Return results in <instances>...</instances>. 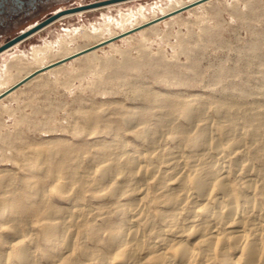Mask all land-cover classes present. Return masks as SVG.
<instances>
[{"label":"bare ground","instance_id":"bare-ground-1","mask_svg":"<svg viewBox=\"0 0 264 264\" xmlns=\"http://www.w3.org/2000/svg\"><path fill=\"white\" fill-rule=\"evenodd\" d=\"M176 5L161 11L188 3ZM91 30L76 49L63 37L58 53L11 56L5 81L117 35ZM169 92L144 86L109 116L84 112L85 137L35 149L29 176L0 175V264H264V109L231 91Z\"/></svg>","mask_w":264,"mask_h":264},{"label":"rangeland","instance_id":"rangeland-1","mask_svg":"<svg viewBox=\"0 0 264 264\" xmlns=\"http://www.w3.org/2000/svg\"><path fill=\"white\" fill-rule=\"evenodd\" d=\"M105 1L75 0L51 7L0 39V48L56 13ZM181 2L188 5L166 15L161 11ZM180 3L127 0L65 15L2 52L0 79L5 81L4 64L18 54L32 62L33 46L48 44L58 53L64 37L76 49L93 40L82 38L83 27L98 29L102 37L117 33L94 45L95 55L84 57L81 51L57 60L14 86L26 72L12 83L0 81V175L29 176L25 165L42 163L35 149L51 147L57 152L74 144L86 135L84 112L109 116L144 86L184 97L203 95L210 98L203 97L206 101L226 91L241 93L252 107L263 110L264 0ZM122 14L130 20L123 21Z\"/></svg>","mask_w":264,"mask_h":264},{"label":"flooded vegetation","instance_id":"flooded-vegetation-1","mask_svg":"<svg viewBox=\"0 0 264 264\" xmlns=\"http://www.w3.org/2000/svg\"><path fill=\"white\" fill-rule=\"evenodd\" d=\"M75 0H0V39L47 9Z\"/></svg>","mask_w":264,"mask_h":264},{"label":"water","instance_id":"water-1","mask_svg":"<svg viewBox=\"0 0 264 264\" xmlns=\"http://www.w3.org/2000/svg\"><path fill=\"white\" fill-rule=\"evenodd\" d=\"M122 1H127V0H109V1L96 3V4H92V5H88V6L76 7V8H73V9L64 10V11H61L59 13H56L53 16L47 18L42 23L37 24L36 27H34L29 32L23 31L20 35H18L17 37L13 38L12 40H10L6 45H4V46H2L0 48V54L2 52H4L5 50H7L8 48H10L11 46H13V45H15V44H17L19 42H22L25 39L29 38L32 34L42 30L47 25L51 24L52 22H54L55 20L61 18L62 16H65V15H68V14H74V13L81 12V11L88 10V9L98 8V7H101V6H107L109 4H114V3L122 2Z\"/></svg>","mask_w":264,"mask_h":264}]
</instances>
